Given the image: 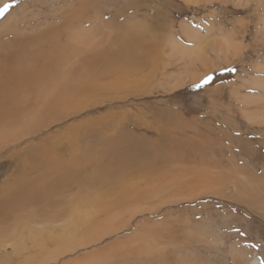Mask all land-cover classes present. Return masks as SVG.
<instances>
[{
  "label": "rangeland",
  "instance_id": "1",
  "mask_svg": "<svg viewBox=\"0 0 264 264\" xmlns=\"http://www.w3.org/2000/svg\"><path fill=\"white\" fill-rule=\"evenodd\" d=\"M227 1H0V34L4 20L14 30L34 32L44 20L69 16L84 20L83 44L100 41L99 46L110 45L111 53L118 43L124 47L118 52L128 53L129 32L144 27L150 29L146 38L157 44L145 66L114 65L97 77L81 98L95 103L17 142L23 146L48 136L47 143L51 139L50 145L54 140L53 145L63 146L81 132L77 138L95 148L101 173L122 168L108 179L79 182L78 203L73 187L61 217L19 211L15 224L9 220L0 234V264H25L27 257L32 264H264V19L257 20L264 0L260 8L259 0ZM12 35L3 32L0 41ZM213 42L225 48L229 59L224 52L213 53ZM81 120L86 125L72 126ZM104 122L114 123L109 135L143 137L148 144L157 141L158 148L113 147L115 152L106 155L105 148L96 147ZM65 125L66 133H54ZM65 134L70 139L57 140ZM97 168H85L88 179ZM152 183L159 191L114 213L126 192L141 193ZM55 252H60L58 260H47Z\"/></svg>",
  "mask_w": 264,
  "mask_h": 264
},
{
  "label": "bare ground",
  "instance_id": "2",
  "mask_svg": "<svg viewBox=\"0 0 264 264\" xmlns=\"http://www.w3.org/2000/svg\"><path fill=\"white\" fill-rule=\"evenodd\" d=\"M214 1L225 4L227 0ZM235 1L236 3H242L244 0ZM263 2L259 0L257 7L262 5ZM252 10H255V7ZM262 13V17L261 15H259L260 17L258 16V21L264 19V10ZM155 17L152 16L151 19L155 20ZM73 18H76V16ZM161 19L163 20V18ZM220 20H225V17ZM44 21L42 26L33 29L34 32H32V29L28 32L27 27L22 28L20 31L14 30L13 24L9 20H4V26H1V29L3 28L2 33L7 34L10 32L13 35L11 40L0 41V177L9 172L5 177H2L3 180L0 183V234L3 233L9 220L13 218L17 220L18 212L27 208L33 209V212L30 213L32 217L38 215L45 218L51 212L55 213L54 215L57 217H61L65 213L62 207L66 202L68 191H71L73 187H76L77 194L73 198L75 201H72L78 203L79 186L77 184L79 182L85 181L90 184L92 181L97 180V177L101 179L106 177L108 179L116 174L115 169L122 168L117 166L116 168H109L111 171L108 170L107 173H101L95 148L81 144L80 139L77 138L81 135V132H75V138L72 137L73 133L71 131H69L71 135H58L61 136V138L58 137V141L62 140L63 136H65V139L72 137V140L65 141L66 144H63V146L53 145L54 140L50 145L51 139L47 143L46 139L48 136L45 134L47 137H40L37 141H29L23 146H16V144L24 137L39 135L42 129L45 127L47 129L48 125L58 122L60 124V120L63 118L76 115L83 107L95 103L96 100H92L94 98L89 97L85 101H82L81 98L89 87H93L96 84L97 77L106 75L111 66L114 65L121 66V68L122 66L129 68V64L132 65V68L145 66L150 60V54L155 45L157 46L156 43L154 44L146 38H151L149 35L150 29L144 27L129 32V34L131 33L130 43L126 44L128 53L121 55L118 52V50L123 52L124 47L121 43L120 45L118 43V50L114 49L113 53H111L110 45H102L101 43L102 46H99V40V42L93 44L84 42L85 45L80 41L82 37L80 33L83 31L82 25L84 24L82 22L84 20H72L71 17L67 16L64 20ZM95 21L94 19V26ZM132 25L136 26L137 24L132 23ZM89 30H91L90 27ZM194 35L197 37L196 33ZM87 38L89 37L87 36ZM101 39L103 40L104 38ZM210 49L213 53L225 51L223 46L215 43ZM224 53L227 55L226 52ZM232 53L234 54L235 52L232 51ZM228 57H230L229 54L225 59L227 60ZM209 69L206 67L205 71ZM111 73L114 77H120V75ZM108 81L104 84L106 89H109L110 86ZM121 120L123 119H118L117 122ZM84 121L81 120L75 123L72 121L71 123L72 126L74 124L83 126L86 125ZM104 125L105 129L100 130L98 133L99 138L102 139L101 143L97 142L96 147L101 145L105 148L106 155L115 152L116 149L112 151L113 147H130L129 149L157 147V141H151L152 144H148L150 141L147 143L148 139L144 140L143 137L130 140L128 137H124V134H120V132L117 135H109L114 123L104 122ZM68 128L69 126L65 125L63 128L53 131L54 133H60ZM64 132L66 133V131L62 133ZM168 142L172 144L170 140H166V145ZM5 147L6 150H4ZM128 156L131 157L130 154ZM106 163L108 167L111 164L109 161H106ZM88 166L98 167L97 173L91 179L87 178L88 174L85 175V168ZM194 177H196L194 181L201 180L198 176ZM151 185L145 189L138 190L141 192L138 194L126 192L122 198L123 206L114 213H117L118 216V214L132 208V205L142 204L154 191H159L160 187H154L153 183ZM111 214L113 213H108V216H106L107 220L108 218L110 219ZM105 222L108 223L107 221ZM23 234L25 235V233ZM31 250L34 249L32 248ZM39 252L41 250H37V253ZM41 254L46 255L44 253ZM52 254L55 256L49 257L47 260H58L60 252ZM14 255L16 256V254ZM31 259L27 257L24 261L25 264H32L29 262ZM43 261L41 260L34 264H45Z\"/></svg>",
  "mask_w": 264,
  "mask_h": 264
}]
</instances>
